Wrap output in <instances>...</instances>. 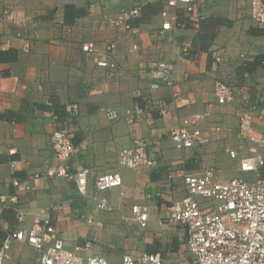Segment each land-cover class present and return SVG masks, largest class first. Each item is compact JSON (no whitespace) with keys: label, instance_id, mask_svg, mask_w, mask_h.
Returning <instances> with one entry per match:
<instances>
[{"label":"crops","instance_id":"crops-1","mask_svg":"<svg viewBox=\"0 0 264 264\" xmlns=\"http://www.w3.org/2000/svg\"><path fill=\"white\" fill-rule=\"evenodd\" d=\"M198 1L203 20L198 30L163 32V0H0V51H18L17 62L0 64V115L13 112L24 117L22 123L0 118V195L15 192L14 161L21 181L65 163L73 174L82 168L94 173L85 195L74 181H33L32 191L5 210L0 247L6 231L29 228L49 216L69 248L89 240V253L103 255L111 264H121L125 253L143 252H161L172 259L183 254V261L191 264L186 228L167 221L171 204L186 194L180 172L203 171L214 151L223 157V165L239 170L249 148L235 143L230 132L237 131L239 115L248 106H257L256 116L264 112V30L250 18L251 0ZM67 5L86 7L88 13L66 25ZM134 8L140 9V15L130 21L132 29L116 28L111 18ZM218 20L222 22L217 24ZM18 32L23 37L18 38ZM200 37L213 38V43L208 50L195 48L191 55L194 40ZM86 42L96 44V54L82 51ZM110 44H115L113 52L108 51ZM186 47L189 54L183 51ZM99 60H111L116 67H99ZM159 60L172 63L175 88L154 87L147 70ZM219 79L234 90V99L223 106L214 95ZM173 93L179 94L174 104ZM136 105L149 110L145 117L131 121L127 111ZM60 107L63 119L56 112ZM112 110L119 120L109 118ZM203 113L209 115L200 128L209 133L222 125V133L211 135L207 149L175 150L171 130L181 119ZM59 129L71 134L74 152L68 161L56 157L52 145V135ZM140 139L149 142L155 164L122 166L121 152ZM228 149L237 158H231ZM110 172L122 176V186L97 192L95 176ZM103 200L106 210L97 208ZM133 206L147 212L146 227L136 221ZM20 213L25 215L21 224ZM12 257L7 264H32L35 254L14 243Z\"/></svg>","mask_w":264,"mask_h":264},{"label":"built area","instance_id":"built-area-1","mask_svg":"<svg viewBox=\"0 0 264 264\" xmlns=\"http://www.w3.org/2000/svg\"><path fill=\"white\" fill-rule=\"evenodd\" d=\"M250 16L255 24L264 30V0H251ZM197 0H163L161 17L162 31H176L200 28L201 15ZM5 14H9L6 12ZM140 15L139 8L122 10L115 17L117 27L131 30L130 21ZM23 35L18 33V37ZM87 55L97 53L94 42H86L81 47ZM115 44L108 46L113 52ZM189 54V48H184ZM220 63L221 57L215 58ZM99 67L115 69L116 64L111 61H97ZM148 74L154 81L155 88L164 86L175 88L173 65L166 60L152 62L148 67ZM214 95L219 106H223L234 99V90L230 85L217 81ZM179 99L178 93H173V104ZM149 106L136 105L127 111L131 121L141 119L148 113ZM164 110V109H162ZM256 105H250L239 115L238 134L248 144L249 155L239 163L241 173L249 177H236L227 181L220 179L214 167H207L201 172H180V178L186 190L185 196L174 201L168 209L169 224L181 225L187 230V252L191 264H264V112L256 116ZM208 113L195 114L185 117L171 130L170 139L175 150L186 152L195 148H203L210 143V134L200 128V123ZM112 121L120 116L117 111L108 112ZM258 121V122H257ZM259 125V129H257ZM213 133L220 134L222 126H213ZM55 155L62 160H70L74 145L69 130L59 129L52 135ZM147 140H136L131 148L124 149L120 154V164L128 168H137L142 163L155 164V153L150 151ZM231 158H237V153L227 150ZM17 162L11 163V181L15 187L12 194L0 195V222L5 210L10 206H17L20 196L32 191V182L44 178L66 179L76 183L77 191L85 195L88 192L89 177L94 173L91 169L82 168L77 173H71L69 163L51 167L43 173H35L29 180L21 181L16 177ZM173 174L169 178H173ZM123 184L122 176L117 172H110L95 176L94 189L104 192L119 188ZM98 209L106 210L108 206L103 200L97 205ZM132 212L141 227L147 226L148 214L139 206H133ZM25 215L17 216L18 223H23ZM1 224V223H0ZM14 243L26 247L35 254L32 264H111L103 255L89 253L92 242L69 248L60 237L59 231L52 224L50 217L43 218L29 228H19L6 231L0 247V264H7L13 260ZM179 255V254H178ZM171 258L161 252L139 255L125 253L121 264H186L184 255ZM14 264H25L14 261Z\"/></svg>","mask_w":264,"mask_h":264},{"label":"trees","instance_id":"trees-1","mask_svg":"<svg viewBox=\"0 0 264 264\" xmlns=\"http://www.w3.org/2000/svg\"><path fill=\"white\" fill-rule=\"evenodd\" d=\"M163 4V3H162ZM87 8L86 7H77L74 5H67L65 6L64 11V22L66 25H71L77 21V19L85 17L87 15ZM203 20L201 21L202 24ZM222 21L218 20L217 24H220ZM201 27V26H200ZM213 43V38L211 40L203 39L202 37L197 38L194 40L193 48L194 50L191 51V55L195 53V48L200 50H208ZM263 58V57H262ZM18 61V51L15 49H9L7 51H0V64L2 63H15ZM40 109L45 108V106H37ZM59 106H56L58 109ZM55 109V110H56ZM58 114V118L63 119L65 115H63L62 107H60V111L56 110ZM9 116V117H6ZM0 115V118H4L6 120H13L16 123H22L24 121V117L22 114H16L13 112H8V114ZM262 173L264 175V167L262 169ZM6 237V236H5ZM151 253V252H149Z\"/></svg>","mask_w":264,"mask_h":264},{"label":"rangeland","instance_id":"rangeland-1","mask_svg":"<svg viewBox=\"0 0 264 264\" xmlns=\"http://www.w3.org/2000/svg\"><path fill=\"white\" fill-rule=\"evenodd\" d=\"M198 1V0H197ZM198 4H199V8H201V6H200V3H199V1H198ZM250 4H251V1H250ZM127 10H132V9H127ZM140 10V9H139ZM250 10H251V5H250ZM6 13V12H5ZM118 14L116 13L112 18H111V21H112V23L114 24V26L116 27V28H118V29H120V28H125L124 26H119V27H117V25L115 24V21H116V16H117ZM200 15H201V11H200ZM250 18H251V16H250ZM133 19V18H132ZM201 19H202V15H201ZM253 21V20H252ZM254 22V21H253ZM255 23V22H254ZM200 26H201V22H200ZM127 30V29H126ZM18 33H21L22 35H24L22 32H18ZM18 33H17V37H18ZM22 36H20V37H18V38H21ZM3 79V74L0 72V80H2ZM219 82H223V83H226L227 85H229L227 82H225V81H223V80H221V79H219L218 80ZM217 82V81H216ZM222 126V125H221ZM213 128L214 127H212L210 130H209V134H210V139H211V135H216V134H214L213 133ZM222 128H223V126H222ZM224 129V128H223ZM230 137L233 139V141L235 142V143H237V142H239L240 143V145H242L243 147L245 146V147H247L248 148V145L246 144V142L240 137V135L238 134V131H236V130H231V132H230ZM52 145H53V143H52ZM209 145V144H208ZM204 149H207V146L204 148ZM218 152L217 151H214V153H213V155H214V157H212V161L210 162V161H206V164L203 166V169L204 168H206V167H214L217 171H218V175H219V177H220V179L221 180H223V181H227V177L228 176H230V175H232V174H234V172H235V175H234V177L233 178H236V177H241V176H244V177H249V175H246V174H242L238 169L236 170V168L235 169H231V168H228V167H226L225 165H223L222 164V161H223V157H219L218 158V156L216 155ZM222 153V152H221ZM211 153L209 152L208 153V155H210ZM218 155H220V154H218ZM222 155V154H221ZM226 155V154H225ZM216 156V157H215ZM142 164H144V163H142ZM141 165V164H140ZM233 170H234V172H233ZM233 178H231V179H233ZM184 263H186V264H189V262L188 261H183Z\"/></svg>","mask_w":264,"mask_h":264}]
</instances>
